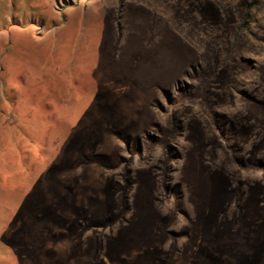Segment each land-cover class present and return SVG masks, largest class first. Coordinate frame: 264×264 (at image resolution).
Returning a JSON list of instances; mask_svg holds the SVG:
<instances>
[{
	"label": "rangeland",
	"instance_id": "374dc122",
	"mask_svg": "<svg viewBox=\"0 0 264 264\" xmlns=\"http://www.w3.org/2000/svg\"><path fill=\"white\" fill-rule=\"evenodd\" d=\"M0 264H264V0H0Z\"/></svg>",
	"mask_w": 264,
	"mask_h": 264
}]
</instances>
